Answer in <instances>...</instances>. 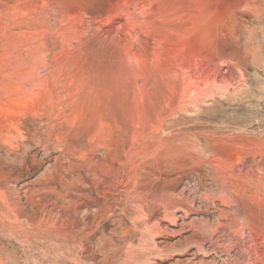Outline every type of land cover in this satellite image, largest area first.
Wrapping results in <instances>:
<instances>
[{
	"label": "rangeland",
	"instance_id": "rangeland-1",
	"mask_svg": "<svg viewBox=\"0 0 264 264\" xmlns=\"http://www.w3.org/2000/svg\"><path fill=\"white\" fill-rule=\"evenodd\" d=\"M0 264H264V0H0Z\"/></svg>",
	"mask_w": 264,
	"mask_h": 264
},
{
	"label": "bare ground",
	"instance_id": "bare-ground-1",
	"mask_svg": "<svg viewBox=\"0 0 264 264\" xmlns=\"http://www.w3.org/2000/svg\"><path fill=\"white\" fill-rule=\"evenodd\" d=\"M252 239V238H251ZM257 257V256H256ZM130 258V257H129ZM258 259V258H257Z\"/></svg>",
	"mask_w": 264,
	"mask_h": 264
}]
</instances>
